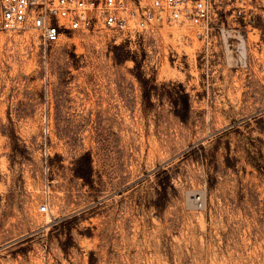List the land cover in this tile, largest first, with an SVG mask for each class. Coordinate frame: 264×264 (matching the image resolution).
Instances as JSON below:
<instances>
[{
    "label": "rangeland",
    "instance_id": "1",
    "mask_svg": "<svg viewBox=\"0 0 264 264\" xmlns=\"http://www.w3.org/2000/svg\"><path fill=\"white\" fill-rule=\"evenodd\" d=\"M210 2L204 41L0 31V264H264V0Z\"/></svg>",
    "mask_w": 264,
    "mask_h": 264
},
{
    "label": "built area",
    "instance_id": "2",
    "mask_svg": "<svg viewBox=\"0 0 264 264\" xmlns=\"http://www.w3.org/2000/svg\"><path fill=\"white\" fill-rule=\"evenodd\" d=\"M210 6V0H0V31L32 28L46 45L67 32L128 34L177 25L204 41L211 28Z\"/></svg>",
    "mask_w": 264,
    "mask_h": 264
},
{
    "label": "bare ground",
    "instance_id": "3",
    "mask_svg": "<svg viewBox=\"0 0 264 264\" xmlns=\"http://www.w3.org/2000/svg\"><path fill=\"white\" fill-rule=\"evenodd\" d=\"M244 53V52H243Z\"/></svg>",
    "mask_w": 264,
    "mask_h": 264
}]
</instances>
